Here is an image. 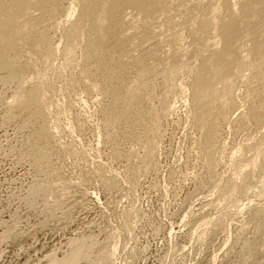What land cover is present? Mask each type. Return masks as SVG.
Listing matches in <instances>:
<instances>
[{"label":"rangeland","instance_id":"obj_1","mask_svg":"<svg viewBox=\"0 0 264 264\" xmlns=\"http://www.w3.org/2000/svg\"><path fill=\"white\" fill-rule=\"evenodd\" d=\"M53 2L61 7L51 11L53 18H64L67 0ZM139 44L144 52L155 42L143 37ZM117 47L128 49L125 43ZM12 57L19 71L7 80L4 61ZM32 73L25 50L0 57V264H264V236L256 232L262 222L255 216L264 209V170L245 140L257 133L253 124L222 126L224 148L215 167L221 183L214 186L205 178L187 90L172 95L170 115L159 114V141L153 157H146L137 136L151 120L149 105L158 107L160 75L153 77V97L128 116L135 122L107 128L111 111L97 91H75L68 114L52 123L29 109L9 107L19 88L29 89L25 80ZM45 128L54 136L45 138ZM74 149L82 153L76 156ZM47 186L60 193L41 194ZM73 255V263L64 261Z\"/></svg>","mask_w":264,"mask_h":264},{"label":"bare ground","instance_id":"obj_2","mask_svg":"<svg viewBox=\"0 0 264 264\" xmlns=\"http://www.w3.org/2000/svg\"><path fill=\"white\" fill-rule=\"evenodd\" d=\"M51 1L0 0V57L25 50L33 69L30 82L25 80L29 89L19 88L9 107L29 109L52 123L68 112L75 91L82 89L86 96L97 91L107 99L104 108L112 112L104 126L133 124L135 120L128 116L139 114L142 99L153 97V77L160 75L163 88L158 107L149 105L151 120L142 123L144 133L137 136L143 155L153 157L159 114L170 115L172 95L187 90L188 115L199 132L196 145L208 174L205 178L214 186L221 183L215 167L224 148L220 130L225 125L256 127L257 133L250 132L245 140L251 141L264 170V0H67L62 19L53 18L51 11L61 7ZM47 5L53 9L46 11ZM45 21L49 22L43 26ZM142 36L155 44L139 52ZM124 43L128 49L119 52L117 46ZM4 64L6 79L14 80L18 64L13 57ZM129 76L132 79L125 80ZM236 109L240 112L234 120L231 113ZM66 125L74 128L69 119ZM54 134L43 130L45 138ZM72 151L76 156L82 153ZM236 152L242 156L244 148ZM102 176L112 183L109 176ZM260 184L264 191V177ZM52 186L40 193L59 194ZM256 212L262 222L256 232L264 236V209ZM74 255L64 261L73 263Z\"/></svg>","mask_w":264,"mask_h":264}]
</instances>
